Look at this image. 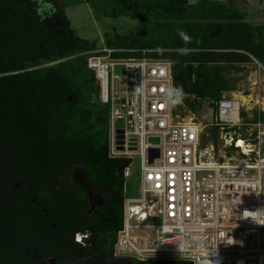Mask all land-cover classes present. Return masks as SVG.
Returning <instances> with one entry per match:
<instances>
[{
  "label": "trees",
  "instance_id": "trees-1",
  "mask_svg": "<svg viewBox=\"0 0 264 264\" xmlns=\"http://www.w3.org/2000/svg\"><path fill=\"white\" fill-rule=\"evenodd\" d=\"M85 2L96 16L142 19L144 24L136 30L106 40L107 47L121 49L113 57L170 61L173 85L195 99H221L226 86L217 62L254 59L264 67V26L252 27L225 3ZM51 4L54 15L41 20L37 0H0V142H5L12 165L11 184L0 183V264H37L48 258L68 264L83 254L113 256L122 227L123 174L131 160L108 156L107 112L98 111L89 96L79 93L86 83L87 53L95 49V41L82 39L71 29L67 3ZM178 29L192 37L188 47L194 51L188 56L178 54L184 46ZM157 48L165 51L158 53ZM40 63L52 65L27 70ZM186 104L195 110L194 103ZM216 133L213 126L214 141ZM3 154L0 150V162ZM74 162L86 164L88 176L109 194V200L88 221L81 218L84 201L77 213L67 201L63 230H59L57 186L48 180L58 169L66 174ZM76 233H89L85 245L74 243ZM130 260L133 264H190Z\"/></svg>",
  "mask_w": 264,
  "mask_h": 264
},
{
  "label": "built area",
  "instance_id": "built-area-1",
  "mask_svg": "<svg viewBox=\"0 0 264 264\" xmlns=\"http://www.w3.org/2000/svg\"><path fill=\"white\" fill-rule=\"evenodd\" d=\"M116 52L102 48L86 60L108 108V156L136 160L140 172V196L123 201L113 256L214 264L217 251L220 264H264V107L245 121L241 99L211 102L208 117L228 151L214 161L213 145L200 152V123L164 106V89L173 86L171 62L115 58ZM241 128L248 137L236 134ZM145 230L152 235H139ZM229 237L234 244L225 243ZM88 239L89 233H77L73 240L85 245Z\"/></svg>",
  "mask_w": 264,
  "mask_h": 264
},
{
  "label": "rangeland",
  "instance_id": "rangeland-1",
  "mask_svg": "<svg viewBox=\"0 0 264 264\" xmlns=\"http://www.w3.org/2000/svg\"><path fill=\"white\" fill-rule=\"evenodd\" d=\"M49 1L53 4L67 3L65 14L70 22L71 29L75 31L78 37L88 41H95V49L89 51L87 54L102 48H110L106 45L107 39L112 38L115 35H126L129 32L136 30L138 26L144 24L142 19L96 16L85 0ZM199 1L200 0H188V3L193 5ZM210 1L225 3L227 8L232 6V12L242 14V20L254 28L264 26V0ZM249 10L254 11V17L250 16L251 11ZM257 20H260L261 25L254 26L253 22L255 23ZM113 49L118 52L121 51V49ZM50 65H52V63H40L36 66L29 67L27 70L41 69ZM215 66L217 68H222L221 71L225 78L224 82L226 88L222 92V97L241 99L244 103V114H242V118L245 121H252L256 117V110L259 107H264V67L254 59L245 63L231 64L217 62ZM115 71L116 73H120L123 69L122 67H117ZM84 79L86 80V83L80 90V95L89 96L91 103L95 104L97 110L100 112L106 111L108 117L107 106L101 104L99 101V88L95 80L94 72L87 68ZM186 101L192 102L196 105L194 111L189 108ZM212 101V99H195L191 95H186L183 104L177 107L176 113L182 119H193L200 123L202 127L200 152L204 154V152L213 145V160L223 161L221 156L227 154L228 151L223 147L221 139L219 138L220 130L218 127L215 141L211 136V128L215 125H212L213 123H211V120L208 117V109L213 107V104L211 103ZM235 131L236 134H239L241 137H248V132L244 128ZM232 137L235 138L234 135H232ZM231 154L236 158L235 160H232V163H237L239 161V156L234 152H231ZM207 157V155H204V159H207ZM128 174V177L125 178L123 198H138L140 196V172L136 160H131L128 167ZM145 234L152 235V231L145 230L144 232L139 233L142 237H144Z\"/></svg>",
  "mask_w": 264,
  "mask_h": 264
},
{
  "label": "flooded vegetation",
  "instance_id": "flooded-vegetation-1",
  "mask_svg": "<svg viewBox=\"0 0 264 264\" xmlns=\"http://www.w3.org/2000/svg\"><path fill=\"white\" fill-rule=\"evenodd\" d=\"M48 2H50L48 0ZM4 134V133H3ZM6 136V135H5ZM6 138V137H5ZM1 146L4 148L0 149L4 152L3 158L4 160L0 162V183L1 184H11V160L8 159L9 152L8 148H5V142H0ZM67 166H63V169H66ZM86 180L93 184L101 193L108 194L104 190H102L99 186L94 184L91 178L88 176L86 172V164L84 162H74L70 166L68 172L64 174L60 171V169L56 170L53 174V177L48 180L49 182L55 184L57 186V196L55 198L58 209L56 216L58 217V225L59 230H63V215L64 209L63 206L66 204L67 201H71L72 210L77 213L79 212L80 208L82 207L83 201L86 204V208L82 211V217L84 220L88 221L93 216H95L100 210V205L103 204V199L98 198L92 204L88 203V197L86 192L83 189V184L86 183ZM68 185L69 188H65L64 186ZM109 200V194H108ZM108 202V201H107ZM107 204V203H106ZM52 229L56 230L55 224H52ZM77 234V233H76ZM74 239V238H73ZM74 241V240H73ZM81 259L88 257L86 254L80 255Z\"/></svg>",
  "mask_w": 264,
  "mask_h": 264
},
{
  "label": "clouds",
  "instance_id": "clouds-1",
  "mask_svg": "<svg viewBox=\"0 0 264 264\" xmlns=\"http://www.w3.org/2000/svg\"><path fill=\"white\" fill-rule=\"evenodd\" d=\"M37 4H38V14L41 17V20L48 19L52 15H54L55 8L50 2H45V0H37ZM177 32L184 44L183 47L177 50L178 54L181 56L190 55L194 51V49H192L191 47H188V45L192 43V37L189 34H187L183 29H178ZM156 51L158 53H163L165 49L157 48ZM138 91H141V90L138 89ZM185 98H186V93L184 92L182 87L173 85V86H166L164 89V106L169 112H171L178 106L182 105ZM248 215L249 217H252L253 221H255L258 224H261L260 221L256 220V217H257L256 212H249ZM261 225H264V224H261ZM234 242H235L234 239L229 237L225 243L228 245H231V244H234ZM202 264H210V261L208 259H204ZM214 264H220L219 255L217 251L215 252Z\"/></svg>",
  "mask_w": 264,
  "mask_h": 264
},
{
  "label": "water",
  "instance_id": "water-1",
  "mask_svg": "<svg viewBox=\"0 0 264 264\" xmlns=\"http://www.w3.org/2000/svg\"><path fill=\"white\" fill-rule=\"evenodd\" d=\"M68 100L70 101L71 98H69ZM116 133L119 136H121L123 134V130H117ZM150 141L156 142L157 140L151 139ZM83 189L87 194L89 204H92L95 201V199L102 197L103 204L100 205V208L102 209L106 205L108 201V194L101 193L93 184H91L87 180L86 183L83 184ZM37 264H59V263L55 261L53 258H48ZM68 264H133V263L129 258L109 256L105 254H95L92 256L85 257L83 259L76 260Z\"/></svg>",
  "mask_w": 264,
  "mask_h": 264
},
{
  "label": "crops",
  "instance_id": "crops-1",
  "mask_svg": "<svg viewBox=\"0 0 264 264\" xmlns=\"http://www.w3.org/2000/svg\"><path fill=\"white\" fill-rule=\"evenodd\" d=\"M249 11H251V14H250V16H251V17H254V16H253V14H254V11H253V10H249ZM255 23H256V24H255ZM255 23L253 22V25H254V26H259V25H261V22H260V20H257V22L255 21Z\"/></svg>",
  "mask_w": 264,
  "mask_h": 264
},
{
  "label": "bare ground",
  "instance_id": "bare-ground-1",
  "mask_svg": "<svg viewBox=\"0 0 264 264\" xmlns=\"http://www.w3.org/2000/svg\"><path fill=\"white\" fill-rule=\"evenodd\" d=\"M237 146H238V147L243 146V143H242L241 140L238 141Z\"/></svg>",
  "mask_w": 264,
  "mask_h": 264
},
{
  "label": "snow or ice",
  "instance_id": "snow-or-ice-1",
  "mask_svg": "<svg viewBox=\"0 0 264 264\" xmlns=\"http://www.w3.org/2000/svg\"><path fill=\"white\" fill-rule=\"evenodd\" d=\"M80 239V237H77V240H79Z\"/></svg>",
  "mask_w": 264,
  "mask_h": 264
}]
</instances>
